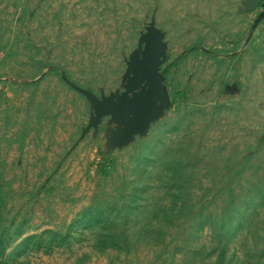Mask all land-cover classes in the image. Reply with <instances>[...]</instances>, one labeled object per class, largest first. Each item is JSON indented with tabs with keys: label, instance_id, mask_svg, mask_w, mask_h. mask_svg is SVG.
Returning <instances> with one entry per match:
<instances>
[{
	"label": "rangeland",
	"instance_id": "obj_1",
	"mask_svg": "<svg viewBox=\"0 0 264 264\" xmlns=\"http://www.w3.org/2000/svg\"><path fill=\"white\" fill-rule=\"evenodd\" d=\"M0 264H264V0H0Z\"/></svg>",
	"mask_w": 264,
	"mask_h": 264
},
{
	"label": "water",
	"instance_id": "obj_2",
	"mask_svg": "<svg viewBox=\"0 0 264 264\" xmlns=\"http://www.w3.org/2000/svg\"><path fill=\"white\" fill-rule=\"evenodd\" d=\"M162 44L153 28H150L146 37L140 61L132 63L133 73L128 81L130 88H136L143 83L147 87L119 105L121 114L127 109L137 110L138 117L130 122L127 133L146 127L157 114L158 104L167 101L166 88L162 86V73L158 70Z\"/></svg>",
	"mask_w": 264,
	"mask_h": 264
},
{
	"label": "trees",
	"instance_id": "obj_3",
	"mask_svg": "<svg viewBox=\"0 0 264 264\" xmlns=\"http://www.w3.org/2000/svg\"><path fill=\"white\" fill-rule=\"evenodd\" d=\"M31 237H28V238H26V239H24L23 241H22V243L20 244V246H23L24 244H25V242L27 241V240H29Z\"/></svg>",
	"mask_w": 264,
	"mask_h": 264
}]
</instances>
